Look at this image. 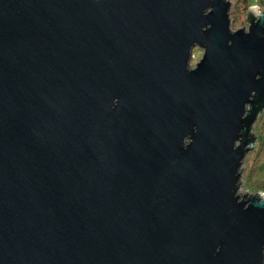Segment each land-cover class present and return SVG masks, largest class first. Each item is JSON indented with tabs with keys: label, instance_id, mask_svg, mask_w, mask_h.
I'll list each match as a JSON object with an SVG mask.
<instances>
[{
	"label": "water",
	"instance_id": "water-1",
	"mask_svg": "<svg viewBox=\"0 0 264 264\" xmlns=\"http://www.w3.org/2000/svg\"><path fill=\"white\" fill-rule=\"evenodd\" d=\"M229 8L0 0V264H264V12Z\"/></svg>",
	"mask_w": 264,
	"mask_h": 264
},
{
	"label": "rangeland",
	"instance_id": "rangeland-1",
	"mask_svg": "<svg viewBox=\"0 0 264 264\" xmlns=\"http://www.w3.org/2000/svg\"><path fill=\"white\" fill-rule=\"evenodd\" d=\"M230 2L229 18L230 28L235 31L247 28L246 14L250 7H256L260 12H264V0H228ZM202 51L194 49L190 60L192 68L201 58ZM252 133L256 139L255 147L251 150L243 161L241 167V178L238 189L240 197L246 193L250 195H264V109L258 115L252 127Z\"/></svg>",
	"mask_w": 264,
	"mask_h": 264
}]
</instances>
